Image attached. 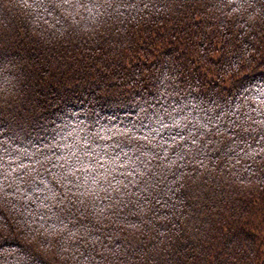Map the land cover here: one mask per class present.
<instances>
[{
  "label": "trees",
  "instance_id": "16d2710c",
  "mask_svg": "<svg viewBox=\"0 0 264 264\" xmlns=\"http://www.w3.org/2000/svg\"><path fill=\"white\" fill-rule=\"evenodd\" d=\"M262 136L264 0H0V264H264Z\"/></svg>",
  "mask_w": 264,
  "mask_h": 264
},
{
  "label": "snow or ice",
  "instance_id": "6c2138e0",
  "mask_svg": "<svg viewBox=\"0 0 264 264\" xmlns=\"http://www.w3.org/2000/svg\"><path fill=\"white\" fill-rule=\"evenodd\" d=\"M65 3H70V0H65ZM229 3H235V0H229ZM166 127V126H165ZM262 139H264V136H262ZM45 147H49L48 145H45ZM56 147H58V145L54 144L50 146V150L55 149ZM4 155L6 156H16L17 159H19L20 157H24V158H28L31 159L32 156L34 155V153H29L27 150H9L7 148H5L4 150ZM77 162H81L79 160V158H77ZM3 159L2 157H0V166L3 165ZM11 161L8 162V167H11ZM28 165L24 164L22 160H20V162L18 163V166L16 169H13V171H17L19 169H23V168H27Z\"/></svg>",
  "mask_w": 264,
  "mask_h": 264
}]
</instances>
